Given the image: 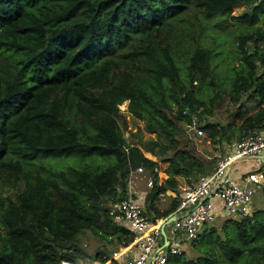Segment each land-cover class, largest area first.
<instances>
[{
	"label": "trees",
	"instance_id": "obj_1",
	"mask_svg": "<svg viewBox=\"0 0 264 264\" xmlns=\"http://www.w3.org/2000/svg\"><path fill=\"white\" fill-rule=\"evenodd\" d=\"M258 1L0 0V264H78L86 232L103 243L95 261H109L133 241L112 209L138 167L153 180L146 214L155 222L175 213L184 185L194 186L217 162L181 147L187 106L213 115L226 92L236 105L250 94L257 111L240 126L204 128L224 150L264 130ZM242 6L247 12L233 16ZM231 17L252 29L235 31L233 55L225 56L210 30ZM126 101L155 138L126 137ZM68 159L76 164L63 166ZM191 244L197 258L184 251L168 264H264V210L210 225Z\"/></svg>",
	"mask_w": 264,
	"mask_h": 264
},
{
	"label": "built area",
	"instance_id": "obj_2",
	"mask_svg": "<svg viewBox=\"0 0 264 264\" xmlns=\"http://www.w3.org/2000/svg\"><path fill=\"white\" fill-rule=\"evenodd\" d=\"M183 113L191 116L185 123L188 134L204 136L203 122L206 115L202 109L192 110L189 106ZM264 155V130L254 131L237 142L225 155L217 159L215 170L200 177L194 186H184L178 210L168 218L155 222L146 214L144 200L146 192L137 190L136 180L145 177L146 169L138 167L131 173L128 195L114 210V221L125 224L133 234L127 247L113 252L104 264H168L169 256L182 254L186 246L196 240L207 225L217 222L220 215L228 219H245L256 212L254 199L258 188L264 189V169L236 177L234 165L243 159H254ZM147 186H153L150 178ZM172 216L177 219L165 227L168 244L165 245L163 228ZM171 225V230L168 227ZM62 264H74L63 260Z\"/></svg>",
	"mask_w": 264,
	"mask_h": 264
},
{
	"label": "rangeland",
	"instance_id": "obj_3",
	"mask_svg": "<svg viewBox=\"0 0 264 264\" xmlns=\"http://www.w3.org/2000/svg\"><path fill=\"white\" fill-rule=\"evenodd\" d=\"M261 0H259L257 4L260 3ZM247 12L246 8L244 6L236 8L234 10V13L232 14L235 17H239L243 14H245ZM260 23L259 26L264 28V13L260 15ZM219 25L216 26L215 30H210V33L215 35V41L216 43L219 45L218 46V50L220 52H222L225 56L228 55H233L232 51L234 48V35L233 33L238 30H240V28L244 27H248L249 29H252V27L246 25L245 23L239 21V20H233L232 17L229 20V24L230 25H224L221 24L220 21L218 23ZM245 30V29H244ZM241 31V30H240ZM238 31V32H240ZM206 35H207V31H206ZM261 47L264 50V41L261 44ZM252 49V48H251ZM264 54V51L263 53ZM221 55V54H220ZM223 56V55H222ZM222 59V58H221ZM225 63H228L229 60H227V58H225ZM229 65V64H228ZM230 66V65H229ZM225 77L223 75V72H221V78ZM219 80V79H218ZM220 81V80H219ZM224 81V79H223ZM221 86V85H220ZM222 87V86H221ZM224 88V87H223ZM230 86H228L226 89H228L229 91ZM222 90V88H217V91ZM216 91V92H217ZM216 92L210 94V95H214ZM206 93L208 94V92L206 91ZM206 94V96H207ZM249 93L245 94L241 97V101L238 105H236L232 100H231V95L227 94V92L223 95V97L221 98L220 104L219 106H217L214 109L213 115H206V119L203 122V127L205 128L206 125L208 124H215L218 126H230V125H235V127L240 126L243 121L244 118H247L253 114L256 113V109L257 106L254 102V100H250L249 99ZM128 106H129V101H126L124 104H122L120 106L121 108V112L126 116L127 121H128V129L126 130V137L131 141L134 142L133 140H135V137L133 136V134L141 132V135L143 136L144 140L150 139V138H155L156 134H150L145 130V124L143 121H140L138 119H136L129 111H128ZM239 108H243L244 111V117L243 118H239L238 112H239ZM180 128H181V147L184 149H189L192 150L194 152V154L201 158L204 159L205 161H213V160H217L218 158L222 157L223 155H225V152L228 150V146L226 147V150L223 149L222 144H213L212 140H211V136H210V132L205 131L204 136L202 137H197L195 134H188L185 128V123L180 124ZM234 138L236 139V136L234 135ZM137 139V138H136ZM236 142V140H235ZM149 152L145 151V156L153 159V160H158V158L152 154H148ZM152 155V156H151ZM75 161V160H74ZM73 160L68 159L63 163V166L65 164H76ZM79 165V163H78ZM67 167V166H66ZM161 167V172H160V176L161 178H165L166 174H165V170L167 168V164L161 162L160 164ZM134 175H137L136 171H133ZM150 175L149 172L146 171L145 172V177L144 178H139L136 180V186H137V190L142 191V192H148V190L150 189L147 186V182L150 179ZM184 181V180H183ZM185 186V185H184ZM171 196V195H169ZM167 203L166 201H163V204H161V207H164ZM117 208V206H114L112 209V212H114V210ZM222 217H224V215H220L219 219ZM221 221V220H219ZM221 224L216 226L217 228H221ZM169 230H171V225L168 227ZM220 235L223 236L222 232H219ZM239 231L236 225L232 224L229 226V235L232 239H234V241L237 240ZM214 240L216 239V237L213 238ZM79 240H80V244L81 247L85 250L86 255L84 259H80V262L78 264H100L99 262H96L93 255L95 254V251L103 244L101 243L99 240H97V238L90 232H86L83 235L79 236ZM190 245V244H189ZM189 245H187L186 247L189 248ZM186 248V250H187ZM194 250V249H193ZM191 250V254L187 253L188 258L190 259H195L197 258V254L195 252V250L193 251ZM75 264V263H74Z\"/></svg>",
	"mask_w": 264,
	"mask_h": 264
},
{
	"label": "crops",
	"instance_id": "obj_4",
	"mask_svg": "<svg viewBox=\"0 0 264 264\" xmlns=\"http://www.w3.org/2000/svg\"><path fill=\"white\" fill-rule=\"evenodd\" d=\"M148 154H151V153H148ZM261 168L264 169V155H262L261 157H258V158H254V159H243V160L238 161L234 165V167L232 168V173L236 177L241 178V176H243L246 171L252 170V172H254L256 170H260ZM165 178H166V176H165ZM162 180H164V178ZM168 195L176 196V194L172 191H169ZM254 205L256 207V211L264 210V189L263 188H258L256 195H255V199H254ZM219 220H221V221H219ZM228 220H230V219L222 217V219L221 218L218 219L217 222L211 226L212 227L218 226L220 224L223 225L224 222L228 221ZM207 228H210V225H207L205 227V229H207ZM191 250H193V247H192V244L190 243L189 248H187V250H185V251H187L188 254H191Z\"/></svg>",
	"mask_w": 264,
	"mask_h": 264
},
{
	"label": "water",
	"instance_id": "obj_5",
	"mask_svg": "<svg viewBox=\"0 0 264 264\" xmlns=\"http://www.w3.org/2000/svg\"><path fill=\"white\" fill-rule=\"evenodd\" d=\"M177 219V217L176 216H172L171 218H169L167 221H166V223L164 224V228H163V235H164V238H165V245H167L168 244V236H167V232H166V229H165V227L167 226V225H169L170 223H172L173 221H175ZM154 264V263H153Z\"/></svg>",
	"mask_w": 264,
	"mask_h": 264
}]
</instances>
